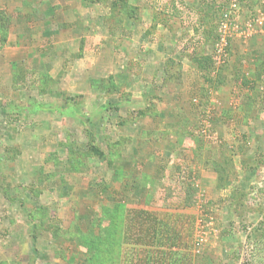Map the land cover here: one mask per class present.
<instances>
[{"label":"rangeland","instance_id":"obj_1","mask_svg":"<svg viewBox=\"0 0 264 264\" xmlns=\"http://www.w3.org/2000/svg\"><path fill=\"white\" fill-rule=\"evenodd\" d=\"M113 1L0 0V264H264V0ZM93 6L148 23L133 76L108 45L144 26Z\"/></svg>","mask_w":264,"mask_h":264},{"label":"crops","instance_id":"obj_2","mask_svg":"<svg viewBox=\"0 0 264 264\" xmlns=\"http://www.w3.org/2000/svg\"><path fill=\"white\" fill-rule=\"evenodd\" d=\"M126 1H127V4H131V2L133 0H126ZM94 6L91 9L88 8L87 11H89V12H88L87 16L85 14L86 17H85V21L84 22L86 23V26L84 27V29H90L91 32H95V33H99L98 29H100V31H103L102 34H105L104 35L105 37H109V36L112 37L113 36L112 34H116V33L120 34V32L121 31L123 32L124 29H126L125 31L133 29V31L137 30V32H138L139 29L144 26V29L142 30V35H139V37H137V38H130L129 39V43L133 42L134 40L135 41H140V42H143L145 40V35H147L149 33V31H148L149 29H148V27L146 28V24H148V23H145V25H144V17H143L142 24H140L139 23L140 20L138 18L137 19L133 18L134 15H135L134 14L135 12H132V11L129 10L126 13L122 12V15L125 16V17L121 18V20H119L118 19L119 15H117V17H116L114 15V12H113L114 10L112 8H109L108 11H106V13H105L106 15H104V16L95 15L96 17H92L89 13L94 11ZM130 14H132V17H130ZM101 18H102V21L100 20ZM134 33L132 32V35H134ZM90 35H92V34H89L87 39H85L86 46L84 47V50H83V53H82L80 59L83 60V61H84V59H93V60L95 59V60H97L100 63L101 59H102V57H101L102 55L97 52L99 47L96 46L97 49L94 50L95 52L93 51V53H91L90 52V49H91L90 45H93V44L95 45L96 42H99V40L102 39V36L101 37H95L93 35L92 36H90ZM135 35H136V33H135ZM108 46H110V48L112 49L110 51V55L109 56L111 57L112 64H114L113 67H116V66L127 67L128 66V68H126L127 71H129L128 69L130 68L129 67L130 65H140V66H142V63H143V59L142 58H145V57L147 58L148 56L151 55L150 51L146 52V53H140L141 52V47L142 46H146L147 47L148 45H135L134 42L132 43V45H108ZM151 46L153 47L154 45H151ZM147 48H149V47H147ZM153 50H154L153 53L155 55V57H153V58H155L157 60H155V59L149 60L148 64L150 66L151 65L154 66V68H158V72L161 73L162 71L165 70L163 67H165V64H166L167 55H165L164 57L161 56V50H164V47L162 45H156V47H153ZM165 50H166V48H165ZM176 60H178V59L176 58ZM161 69H162V71H161ZM115 72H120V73H115V74H113V76L119 77V79H122V77H124L122 75L123 72L121 73V71H118V70H115ZM129 73L131 74V76H133L131 71H129ZM111 77H112V75L107 74L106 76H104V77L101 76L100 78H102L101 81H103L105 78L110 80ZM94 78L96 79V78H99V77H89L87 79L90 88H88V90L86 91L85 95L91 94V82L93 81ZM98 81H100V79H98ZM134 96L135 95H133L132 97H134ZM107 97H113V94H109V95H107ZM125 98L129 99V97H125ZM110 102H112V101H110ZM116 103L118 104L117 106H119V107H121V105L129 106V104H128L129 102L127 100H125L124 98H121L119 101H116ZM145 107H146V105H145ZM156 107H157V110L159 112H161V113L163 112L162 106L156 105ZM130 108H131V111L130 110L129 111L132 113L131 117L134 120H131L132 123L128 122L129 127L131 126L132 129L139 128V129L143 130L144 129L143 128L144 125L146 126V123H147L146 120H148L146 118H148L149 114H147V113L144 114L143 113V112H145V109L142 108V106L140 108L138 107L137 109H135L136 108L135 106L130 107ZM113 109L117 110L116 105L113 106ZM116 110H114V112H116ZM119 112L123 113V114H127L128 113L130 115V113L127 111V109H125V112H121L120 110H119ZM119 112H117V114ZM139 114H140V117H139ZM178 123H181V121H178ZM159 128L163 129L162 127H159ZM159 128H158V130H160ZM181 130H183V128H181ZM192 140L195 141L194 138H192ZM132 141H133V139H132ZM198 148H199L200 151L198 149L194 150V154H195V156H197L195 160L196 161H200L201 163H203L205 165L204 166L199 165L196 168L199 169V170H202L203 172H206V170L208 169V165L207 164L210 161L209 158L213 157V153L209 154L207 152L208 146L205 144V142H199ZM202 151H203V153H201ZM134 156H136V155H134ZM134 206L137 207V208L139 207L138 205H134ZM140 207L144 208L143 205L140 206Z\"/></svg>","mask_w":264,"mask_h":264},{"label":"trees","instance_id":"obj_3","mask_svg":"<svg viewBox=\"0 0 264 264\" xmlns=\"http://www.w3.org/2000/svg\"><path fill=\"white\" fill-rule=\"evenodd\" d=\"M113 2H114V3H112V4H113L115 7H116V2H117V3L121 2L123 6H127V5H128L126 0H118V1L115 0V1H113ZM115 7H114V8H115ZM204 59H205V57H204ZM202 60H203L202 58H197V59H196V61H197L198 64H199L198 66H199L200 68H201V64H200V63L202 62ZM203 68H205V67H203ZM205 69H206V68H205Z\"/></svg>","mask_w":264,"mask_h":264},{"label":"built area","instance_id":"obj_4","mask_svg":"<svg viewBox=\"0 0 264 264\" xmlns=\"http://www.w3.org/2000/svg\"><path fill=\"white\" fill-rule=\"evenodd\" d=\"M219 51L222 52L223 51V48H220Z\"/></svg>","mask_w":264,"mask_h":264}]
</instances>
